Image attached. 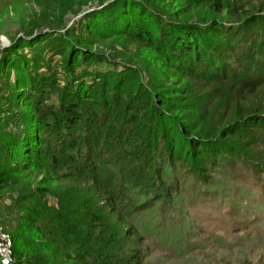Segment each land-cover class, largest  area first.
Listing matches in <instances>:
<instances>
[{
    "label": "trees",
    "instance_id": "16d2710c",
    "mask_svg": "<svg viewBox=\"0 0 264 264\" xmlns=\"http://www.w3.org/2000/svg\"><path fill=\"white\" fill-rule=\"evenodd\" d=\"M30 1L40 13L27 25L30 34L60 29L64 16L96 1L84 12L98 14L89 31L131 37L145 45V54L100 75L98 88L73 89L59 111L39 118L36 133L0 143V193L16 192L14 256L27 264L124 263V227L133 212L164 196L167 164L199 166L192 159L214 162L225 153L255 156L248 126L263 125L262 106L247 104L212 129L183 114L180 98L196 99L197 84L231 81L247 90L264 84L261 45L243 56L253 61L246 70L232 54L246 44L237 41L239 31L264 29V19L257 13L246 19L249 25L237 23L246 0ZM74 44L71 68L78 58L83 68L89 58H100L85 48L76 53ZM142 71L149 82L137 81Z\"/></svg>",
    "mask_w": 264,
    "mask_h": 264
},
{
    "label": "rangeland",
    "instance_id": "374dc122",
    "mask_svg": "<svg viewBox=\"0 0 264 264\" xmlns=\"http://www.w3.org/2000/svg\"><path fill=\"white\" fill-rule=\"evenodd\" d=\"M246 1L237 23L247 26L246 19L257 13L263 20L264 0ZM96 5L94 1L64 16L60 29L42 28L30 34L27 25L40 15L37 6L30 0H0V143L28 130L36 133L39 118L59 111L73 89L94 83L98 88L100 75L123 69L117 63L134 55L144 57L142 42L108 30L89 31L99 22L98 14L85 17L84 12ZM237 41L246 44L232 54L246 70L253 61L245 56L259 45L264 54V29L247 26L239 31ZM70 42L75 43L76 53L85 48L100 58H89L84 68L78 58L71 68ZM260 59L264 64V57ZM149 77L142 71L137 81L142 78L147 83ZM251 89L231 81L197 84L196 99L180 98L184 103L180 111L213 129L247 104L264 109V84ZM205 95L210 99L201 100ZM248 128L252 129L249 149L255 155L250 160L225 153L214 162L192 159L203 170L186 162L165 166L164 196L129 217L121 252L125 259L119 264H264V120L261 127ZM13 193H0V228L10 238L12 253L18 215L11 208ZM46 201L57 204L51 195ZM13 257L14 264H27L14 253Z\"/></svg>",
    "mask_w": 264,
    "mask_h": 264
},
{
    "label": "built area",
    "instance_id": "2783aa9c",
    "mask_svg": "<svg viewBox=\"0 0 264 264\" xmlns=\"http://www.w3.org/2000/svg\"><path fill=\"white\" fill-rule=\"evenodd\" d=\"M0 264H14L12 245L8 235L0 228Z\"/></svg>",
    "mask_w": 264,
    "mask_h": 264
}]
</instances>
